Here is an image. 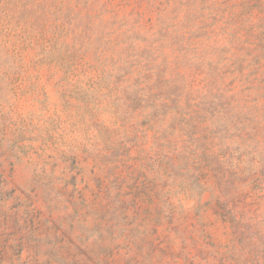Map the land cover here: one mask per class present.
I'll use <instances>...</instances> for the list:
<instances>
[{
	"label": "rangeland",
	"instance_id": "1",
	"mask_svg": "<svg viewBox=\"0 0 264 264\" xmlns=\"http://www.w3.org/2000/svg\"><path fill=\"white\" fill-rule=\"evenodd\" d=\"M0 264H264V0H0Z\"/></svg>",
	"mask_w": 264,
	"mask_h": 264
}]
</instances>
